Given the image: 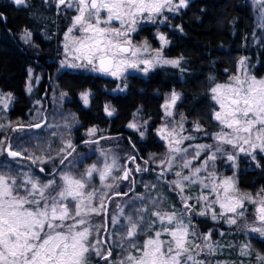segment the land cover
<instances>
[{
  "label": "snow or ice",
  "instance_id": "1",
  "mask_svg": "<svg viewBox=\"0 0 264 264\" xmlns=\"http://www.w3.org/2000/svg\"><path fill=\"white\" fill-rule=\"evenodd\" d=\"M17 6H27V0H12ZM58 11L62 6L75 9L76 15L70 19V26L65 32L64 53L65 59L61 65L68 67H90L92 71L119 78L128 68H137L144 65L143 71L147 73L153 63H161L179 67V59H163L157 54L156 60L143 59L138 54L149 51L147 43L134 46L130 34L136 32L137 25L148 21L157 23L164 11L177 12L187 6L188 0H51ZM264 4V0H261ZM102 13H107L106 17ZM3 19V14H0ZM167 18L160 19L164 23ZM113 21L119 22V27L113 26ZM179 27V26H177ZM182 31V28L180 29ZM79 31L81 35H74ZM30 34L25 31L24 39L28 42ZM161 45L168 40L159 35ZM71 45V48H70ZM71 56V61L68 57ZM78 61L80 63H78ZM239 71L244 73L230 77L229 82L216 83L210 86L211 99L219 105L220 111H213L212 118L219 121L220 131L212 135L215 141L211 145H195L194 152L188 147H182L185 141L195 139L192 135H182L184 118L179 123L166 120L165 124L157 130L160 138L167 142V153L158 167L161 168L157 180L163 179L165 173L174 168L175 180L167 181L168 188L180 196L185 212L192 213L193 205L188 204L190 196L184 195L185 188L201 185L210 188L216 194L214 200L207 195L196 197V202H206L203 210L195 213L208 216L211 213L213 221L222 219L229 225H236L239 218L245 216L247 209L245 201L256 205L253 225L245 228L264 237V189L255 197L251 194H241L236 188L234 177L217 179L214 162L218 154L226 156L235 167L238 153L257 160V153L264 154V79H257L248 73L247 62L244 58L238 62ZM31 76V69L29 70ZM31 89L29 88V91ZM66 95V94H62ZM81 98L85 105L88 103V93H82ZM11 94L5 97L0 93V103L7 108V101ZM180 99L179 94L172 92L169 99L161 106L165 117H172V109ZM106 113L111 116L114 110L105 107ZM37 122L31 127L40 128ZM48 126V125H46ZM70 125L65 123L64 127ZM0 127H5L0 125ZM127 127L140 131L137 124L129 123ZM230 131H225L224 129ZM22 129V126H21ZM16 130V129H13ZM197 122L193 131H201ZM98 130L88 129L87 134L94 136ZM57 133H53V136ZM140 136L144 132L140 131ZM85 143L98 141L86 140ZM0 140V155L5 152L14 161L16 158L30 159L32 164L39 162L47 164L53 162V178L43 182L29 168L27 171L12 169L6 163L0 164V264H91L96 258V264H211L206 259H198L203 253L205 256L214 255L223 245L212 240L211 232L198 235L192 227L191 216L186 220L183 212L171 213L165 211L166 199L150 198L148 204L135 206L134 201H128V209L117 204V212L111 214L110 223L117 228L119 247L123 255L112 261L113 245L100 236L101 231H109V212L107 201L115 196H127V192H116L120 183L129 180L133 171L147 172L148 167L137 164L133 170L119 163V157L111 151L101 150L103 166L93 164L79 176L71 169L60 170L56 179L57 165H65L68 157L75 148L70 140L62 141L56 156L44 159L40 156H26L23 151L13 150L11 144ZM71 150V151H69ZM201 153L206 159L200 167L193 165V160L200 161ZM191 156V159L189 157ZM131 163H136L135 155L127 157ZM154 156L144 161L145 165L153 162ZM19 163V161H16ZM166 165V166H165ZM257 167H260L258 162ZM211 169V170H210ZM184 170H188L185 174ZM44 167L39 172L44 173ZM208 172L207 180L199 174ZM122 172V175H116ZM98 176L99 186L94 181ZM132 184L135 181H131ZM147 187V186H146ZM153 188L155 185L152 186ZM222 190V191H221ZM131 191V189H130ZM111 193V195H110ZM137 200H144L141 196ZM219 205L222 210L217 214L213 209ZM155 209V210H151ZM231 214V215H226ZM103 216L104 223L97 224L95 217ZM123 217V222L121 221ZM71 221V222H69ZM157 221L159 224H157ZM158 228L152 236L153 229ZM95 234V235H94ZM149 238L143 244L139 243V235ZM167 234L169 240L161 239ZM223 235V233H221ZM197 241H200L197 243ZM191 245V246H190ZM229 247H231L229 245ZM251 246L240 247L239 255H251ZM138 253L139 255H134ZM243 264V261H241ZM257 264H264V255L257 254Z\"/></svg>",
  "mask_w": 264,
  "mask_h": 264
},
{
  "label": "trees",
  "instance_id": "2",
  "mask_svg": "<svg viewBox=\"0 0 264 264\" xmlns=\"http://www.w3.org/2000/svg\"><path fill=\"white\" fill-rule=\"evenodd\" d=\"M255 1L261 2V0H188L187 6L177 12L165 10L155 24L148 21L138 24L136 32L132 34V42L144 41L150 48L159 49L161 55L167 59L182 57L179 67L156 68L144 76L127 75L124 80L117 83V86L114 80L107 78L81 72H61L57 77V87L66 94L63 96V107L74 115L78 124L71 131L75 151L68 160L74 155L82 154L84 151L82 145L85 144L79 142L90 138L83 134L90 128L98 130L95 138L106 136L100 139L103 142L109 139L120 141L124 148L118 153H126L128 157L135 155L137 157L135 164L145 165L144 161L150 156L163 154L165 147L153 131L162 122V103L173 91L180 96L173 107L175 117L180 119L183 117L186 123L194 125L199 122L202 130L198 134L203 133L206 138L198 136L199 138L192 141H208V137L218 130V124L212 118L213 111H218V105L211 99L210 86L227 83L233 76L243 77L244 73L238 70L241 58L246 60L250 75L264 79V27L260 29L256 26L254 18L258 15ZM261 6L260 14L264 20V4L261 3ZM69 13L64 6L58 11L53 5H44L39 0H29L27 6L20 7L14 6L11 0H0V14H3L5 19L4 23L0 20V92L6 93L7 96L11 94L9 106L0 107V125L5 126L0 127V140H6V145L11 144L16 136L27 133L34 122L28 120V113L33 107L24 88L27 69L33 67L29 59L35 56L42 65L55 70L61 53L58 42L70 23ZM164 17L167 19L160 23L159 20ZM5 29L12 36H9ZM24 31L31 35L29 45L22 44L18 39L19 33ZM159 35L166 37L168 40L166 45L162 46L157 40ZM32 51H36V54H32ZM117 88L119 90L115 91ZM82 93H88L87 105L81 101ZM45 106L44 104V112L48 110ZM105 107L114 110L111 116L106 113ZM130 122L141 126L139 129L144 132L143 137H138L140 131L135 132L127 127ZM18 125L25 127L21 129ZM31 132L39 133V130ZM25 137L20 136V139ZM39 155L48 158L55 157L56 153L51 151ZM222 158L218 155L214 162L215 172L220 170ZM258 162L260 167L256 166ZM4 163L18 171H27L31 168L42 181H47L53 176V162L42 165L39 162L32 164L30 159L14 161L4 153L0 155V164ZM55 164L57 165L55 174L60 170L71 169L79 176L93 164L103 165V157L92 153L81 155L77 163L68 167L58 165L59 159ZM32 165L44 167L46 171L41 174L35 171ZM145 166L155 170L154 161ZM150 170L134 172L131 180L135 183L131 186V191H127L128 195L115 196L113 199L125 198L134 201L135 206L140 207L148 204L150 198L158 199L163 196L167 201L165 211L169 213L185 211L180 196L170 191L168 184H156L152 179L155 174ZM222 174L234 177L236 188L241 194H251L255 197L264 189V156L257 154V160L250 158L247 162L245 156L240 155L234 169L224 170ZM165 179H169V176H165ZM96 181L97 179L94 184ZM141 195L145 199L137 200L136 197ZM190 203L194 206L193 212L183 213L187 218L191 216L192 227L198 235L211 232L212 240L215 242L223 241L222 244H230L234 240H239L242 245H250V261L253 264L257 263V254L264 255V237L254 235L244 237L240 230L234 229L236 225L226 227L222 224L224 220L216 223L206 216L196 215L198 203L188 202ZM245 203L247 211L244 219H251L254 204L247 201ZM100 219L101 216L95 217L97 222ZM121 221L123 222L122 219ZM108 228L107 234L110 232L114 240L115 229L111 226ZM156 230L159 229H153V237ZM217 232H222L223 235ZM148 238L147 235H139V243L142 245ZM111 244L116 245L114 242ZM118 245L119 242L113 248L111 260L114 262L123 255ZM236 247L239 246L235 245ZM198 259H206L211 264L237 263L236 256L223 255L219 250L211 256L202 253ZM91 264H96L95 257L92 258Z\"/></svg>",
  "mask_w": 264,
  "mask_h": 264
},
{
  "label": "rangeland",
  "instance_id": "3",
  "mask_svg": "<svg viewBox=\"0 0 264 264\" xmlns=\"http://www.w3.org/2000/svg\"><path fill=\"white\" fill-rule=\"evenodd\" d=\"M27 1H29V0H27ZM39 1H41L42 4H44V5L50 4V5H53L54 7H56L55 3L51 2V0H39ZM11 2H12V0H11ZM13 5L16 6V7H20V6L15 5L14 3H13ZM255 6H256V9H257L258 17L256 16L254 19L256 20V26L261 29V28L264 27V20H263V17L261 16V14H260L262 12L261 2L260 1L256 2L255 1ZM64 8H66V6H64ZM67 10L70 12L69 14H71V17L73 15L78 14V13H76L75 9H72V10L67 9ZM106 15H107V13H102V16L106 17ZM69 22H70V20H69ZM69 26H70V23H69L68 27ZM113 26L114 27H119V22L118 21H113ZM66 31H67V29H66ZM65 32L61 35L60 40L58 42L59 48L61 50V53H60V56H59L58 65L55 68V71L57 73L62 72V71H70V72H81V73L91 74V75H94V76H99V77H102V78H107V79H110V80H114L116 86H117V83L122 81V80H124L127 75L133 74V75H138V76H144L146 74L143 71V68H144L143 64H140L137 68H128V69H126L124 71L123 75H121L119 78L113 77L111 75L102 74V73H99V72H94V71L91 70L90 67L72 68V67H68L67 65L62 66L61 65V61L65 59L64 47H63L64 43L66 42L65 41ZM24 33H25V31L19 33L18 39L24 45L31 44V40H30L31 35L29 37L28 42H25ZM132 34L133 33L130 34V38L132 37ZM74 35L79 37L81 35V33L79 31H75ZM157 40L160 41L159 39H157ZM132 43H133L134 46H141V45L144 44V41H138V42H132ZM147 46H148L149 51H147V52L142 51L141 53L138 54L141 58L150 59V60H154L155 61L156 58H157V54L159 53V56L161 58L167 59V58H164L161 55V52H160L159 49L150 48L148 44H147ZM70 48H71V45H70ZM32 54H36V51H32ZM68 59H69V61H71V59H72L71 56H69ZM78 63H80V62L78 61ZM160 67H173V66L167 65V64H161V63H153V65L149 68L148 72L152 71L153 69L160 68ZM30 69H31V76L29 74V70ZM39 79H40V72L34 70L33 67H28L27 73H26V80H25V87L24 88H25V92H26L27 96L30 99L31 106L33 107V110H34V112L32 110L31 112L28 113V115H29V119L28 120L31 121V122L34 121L33 124H35L37 122H41V120L44 118L45 124L42 127H40L39 129H37V130H31V129L26 128V129H28V132L25 133V134H20L19 136H16L13 139L12 143H11V146H12L13 150L23 151V150L26 149L27 151H26L25 155H28V156H30V155L40 156L39 153H43V152L50 153L51 151H54V153H57V150L61 146L62 141L70 140L71 143H72L73 137H72V134H71L72 132L71 131L78 126L74 115L70 111L66 110L63 107V96L64 95L62 96L63 93L59 90V88L57 87V84L55 82H52L50 84V90H49V93L46 96L47 104H48V106H47L48 110L46 112H44V103H43V101L40 100L39 94L36 93ZM29 88L31 89L30 91H29ZM118 90H119L118 88L115 89V91H118ZM0 93H2V92H0ZM2 94L5 97H7L6 93H2ZM170 96L171 95H167L165 97V100L169 99ZM165 100L162 103V105L165 103ZM10 101L11 100L7 101V107L9 106ZM81 101H82V103H84L82 98H81ZM0 107L4 108V105L2 103H0ZM170 110L172 111L173 116L172 117H165L164 109L162 108V112H163L162 122L153 131V133L156 136V138L165 147L163 154H161L159 156H155V160H154L155 170H153L152 168L150 170V171H153L152 174H155L154 177H152V179H154L155 183L158 184V185L160 183H166L167 184V181L175 180L176 179L175 171L180 170L178 168H174L172 170V172L165 173L163 179H161L159 181L157 180V175L161 171V168L158 167V165H160L161 160H163L165 158L166 153L168 151L167 142L160 138V136L157 134V130L159 128H161L165 124L166 120H168V121L174 120L177 123H179L181 121V119L179 117H175L174 112H173L174 111L173 108L170 109ZM218 111H220L219 105H218ZM216 122L218 124V130L216 132L212 133L208 137V141L205 142V141L187 140V141L184 142L182 147H188L189 145H191L192 148H190L189 150L192 152V155H195V152H194L195 145H198V144H200V145H211V144H214L215 141L212 139V135L217 133V132H219L221 127H222L219 124V121H216ZM65 123H67L70 126L65 128L64 127ZM33 124H31V125H33ZM46 125H48V126H46ZM18 126L25 127L23 125H18ZM30 126H27V127L30 128ZM137 126H138V128H141V126L139 124H137ZM193 128H194V123H186L184 121V129H185V131L183 133H181V134L185 135V136L192 135L195 138H197L198 136L199 137L201 136L202 138H206L205 134H203V133H199L198 134V132L193 131ZM129 129L132 130V131L137 132V130H134L132 128H129ZM38 130H39V133L38 132L37 133H34V132L32 133L31 132V131H38ZM224 130L225 131H230V130H228L226 128ZM87 132L88 131L84 132L83 134L85 136H87V137L95 138V136H89L87 134ZM53 133H57V135L53 136ZM20 136H23V137L26 136V137H25V139H20ZM139 136H140V132H138V137ZM82 146L84 148L83 149L84 151L82 152L81 155H88V154H92V153H94L96 155H101V150H104V151H109L110 150L113 155L119 157V163L122 166H124L126 164L127 167H129V168L134 170V166H137V164H139V163H137V164L131 163L130 161H128V159H127L128 155L126 153H123V154L122 153L121 154L118 153V152H121L122 148H124V146H122L120 141L109 139V140H105L103 142L102 140H100V141H98L96 143H88V144L86 143L85 145H82ZM257 154H260V153H257ZM81 155L72 156L71 159L66 162L65 166L68 167V166L72 165L73 163H77L79 161ZM240 155L245 156L247 162L251 158V157L246 156L244 153H238L237 157H236V160H237V158ZM261 155L264 156V154H261ZM201 157H202V159L200 161L193 160V165L195 167H200L201 166V164L203 163V159H206L205 153H201ZM222 157L223 158H222L221 163H220L222 166H221L220 170L218 172H216L217 179H222L224 177H229L227 175L222 174V172H224V170H228V171L230 170L231 171V170L234 169L232 162L228 161L226 156H222ZM44 159H47V157H44ZM189 159H191V156L189 157ZM139 165H141L142 167H146L143 164H139ZM99 166L102 167L103 165L101 164ZM225 167H226V169H224ZM184 171H185V174H187L188 170H184ZM55 175H56V179H59V175L58 174H55ZM116 175H118V176L122 175V172H117ZM133 175H134V171H133L132 176L129 178V180L122 181L120 183V187L115 189V191L116 192H127L128 190H130L131 186H133V184L131 183V181H132L131 179H132ZM167 175L169 176V179H165V176H167ZM199 175L202 178H205V182H208V180H207L208 172L207 171L201 172ZM52 178H53V176L50 179H52ZM96 179H97V181H96L95 186H99L100 182H99L98 176L96 177ZM43 182L46 183L47 181H43ZM185 191H186V192H184L185 195L192 197V199H189V200H191L193 202H196L195 198L199 197L202 194L203 195H207L209 197V200H214L216 198V194L212 193L210 188L204 189L199 184L194 185L191 188H185ZM110 195H111V193H110ZM189 200H188V202H191ZM205 203L206 202H204V201H201L200 203H198V211L197 212L203 210V205ZM107 204H108V212H109V223H108V226H111V227H113L115 229V236H114V240H113L110 232L107 234V231H101L100 236H102V237H104L106 239L109 236H111V239L108 240V242L109 243H113L114 242V244L116 243V245H117V242L120 243V240H119V236H118V233H117V228L112 226L111 223H110V216H111V214L116 213L118 211L117 210V204L124 205V207L127 210L128 209L127 208L128 200L125 199V198H115V199H112L111 201H107ZM190 205H191V203H190ZM255 207H256V205H254L253 210L251 211V219H244V217L243 218H239L238 220H240V222H238L236 224V227H234V229L240 230L243 233L244 237L249 236V235H254V236H257V237H261V236H259V234L252 233V232L248 231L245 228L246 224L247 225H253ZM245 208L247 209L246 203H245ZM213 210L217 214H219L222 211L219 208L218 204L214 206ZM183 212H185V211H183ZM226 215H231V214H226ZM206 217L210 218V220L213 221L211 219V213H209V215L206 216ZM185 218L187 220V215L185 216ZM121 219L123 220V217H121ZM220 220H222V219H219V220H216V221H213V222L217 223ZM95 222L97 224H103L104 223V217L101 216L100 221L99 222L95 221ZM220 222H222V221H220ZM222 224H224V226H226V227L230 226L226 222H222ZM253 226H258V225H253ZM221 233L222 232H217V234H221ZM161 238L164 239V240L171 239V237L168 236L167 234H164V236L161 237ZM199 242L200 241H197V243H199ZM222 243H223V241H220V244L223 245V247H221L219 249V252H222L223 255H234V256H236L237 263H235V264H241V260H244L243 264H253L250 261V255L243 256V257L239 255L240 247L243 244L239 240H234L233 243H230V244H228V243L222 244ZM229 245L231 247H229ZM235 245H238L239 247L235 248ZM254 264H257V263H254Z\"/></svg>",
  "mask_w": 264,
  "mask_h": 264
},
{
  "label": "flooded vegetation",
  "instance_id": "4",
  "mask_svg": "<svg viewBox=\"0 0 264 264\" xmlns=\"http://www.w3.org/2000/svg\"><path fill=\"white\" fill-rule=\"evenodd\" d=\"M32 59H34L36 61V63H34L32 61ZM30 63L33 66V69L40 72V79L38 81V86H37V92L40 96V100L43 101V103L46 105V107L48 106L47 104V94L49 93L50 90V84L52 82H55L57 84V77L59 76V73H57L55 70H50L49 68H47L46 65H42L39 61H37L35 59V56L30 58ZM63 72V71H62ZM41 122L45 123L44 118L41 120ZM40 123V122H39ZM43 123V125H44ZM42 125V126H43ZM41 126V127H42ZM16 128H20V127H16ZM86 140H90V138L87 139H83L81 142H79L80 144H86L84 141ZM79 143H77L78 145H80ZM88 144V143H87ZM136 168V166H134V169ZM135 172V171H134Z\"/></svg>",
  "mask_w": 264,
  "mask_h": 264
},
{
  "label": "water",
  "instance_id": "5",
  "mask_svg": "<svg viewBox=\"0 0 264 264\" xmlns=\"http://www.w3.org/2000/svg\"><path fill=\"white\" fill-rule=\"evenodd\" d=\"M1 20V22L2 23H4L5 22V19H4V17H3V19H0ZM5 31L7 32V34L9 35V36H12V34L8 31V30H6L5 29ZM32 61L34 62V63H36V61L34 60V59H32ZM46 107V106H45ZM41 123V125H43V123L44 122H40ZM34 125V124H33ZM31 129H33V130H36V129H38V128H35V127H31ZM106 136H101V137H98V138H94V139H90V140H92V141H99L100 139H102V138H105ZM5 147H7V145L5 146ZM71 151V150H70ZM5 154H6V156H7V153L5 152ZM8 157V156H7ZM8 158H10V157H8ZM10 159H12V158H10ZM16 160H23L22 158H16ZM59 165V164H58ZM32 167H33V169L35 170V171H37V172H39V166H35V165H32ZM39 173H41V172H39ZM42 174V173H41ZM106 203H107V201H106Z\"/></svg>",
  "mask_w": 264,
  "mask_h": 264
}]
</instances>
